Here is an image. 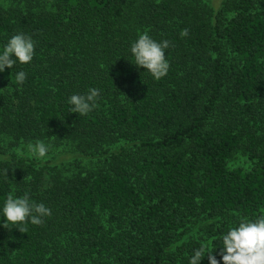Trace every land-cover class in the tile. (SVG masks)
Returning <instances> with one entry per match:
<instances>
[{
  "label": "trees",
  "instance_id": "16d2710c",
  "mask_svg": "<svg viewBox=\"0 0 264 264\" xmlns=\"http://www.w3.org/2000/svg\"><path fill=\"white\" fill-rule=\"evenodd\" d=\"M143 32L169 41L159 80L133 64ZM17 33L35 52L0 73V204L51 215L0 226V264H188L198 220L214 251L264 215V0H0V46ZM89 88L97 106L70 112ZM36 140L47 158L20 156Z\"/></svg>",
  "mask_w": 264,
  "mask_h": 264
},
{
  "label": "clouds",
  "instance_id": "9594fccd",
  "mask_svg": "<svg viewBox=\"0 0 264 264\" xmlns=\"http://www.w3.org/2000/svg\"><path fill=\"white\" fill-rule=\"evenodd\" d=\"M185 29L181 35L187 36ZM169 47L168 40H154L147 32L138 35L137 39L130 45V53L134 57L135 65L142 67L152 76L159 80L167 75L169 62L165 50ZM35 52V43L30 35L17 33L10 36L0 46V73L5 68L12 69L19 64H28L32 61ZM26 72L15 73V81L22 85L26 80ZM100 89L89 88L85 94H73L68 98L70 112L79 115H87L97 106ZM50 145L43 140L29 142L25 148L20 150V156H29L43 161L47 158ZM4 175L6 176V171ZM7 177V176H6ZM51 215V209L43 203L30 201L28 194L16 196L9 193L0 204V226L7 228L8 225L31 224L39 226L44 222V217ZM20 232L26 233L27 228L17 227ZM219 249L216 259L213 253ZM214 251H209L207 243L194 249L188 257V264H201L203 258L207 257L208 264H264V215L256 219L241 217L234 227L221 234L220 246Z\"/></svg>",
  "mask_w": 264,
  "mask_h": 264
},
{
  "label": "rangeland",
  "instance_id": "374dc122",
  "mask_svg": "<svg viewBox=\"0 0 264 264\" xmlns=\"http://www.w3.org/2000/svg\"><path fill=\"white\" fill-rule=\"evenodd\" d=\"M207 2L210 6L216 7L222 0H204ZM251 162L250 160L241 155L236 154L231 160L228 161L227 166L229 169H242L244 171H248L251 168ZM211 224V221L206 220H198L193 224V227L191 228L189 232V236L192 235L194 238L193 240L198 241L199 243H207L208 245L211 242V239L208 237L206 233L203 232L204 228L209 226ZM196 230L198 233H196Z\"/></svg>",
  "mask_w": 264,
  "mask_h": 264
}]
</instances>
